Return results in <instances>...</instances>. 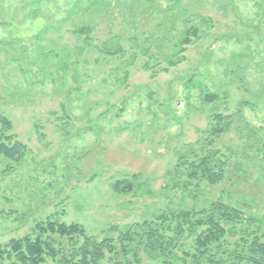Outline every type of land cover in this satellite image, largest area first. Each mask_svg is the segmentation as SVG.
<instances>
[{"label":"rangeland","instance_id":"obj_1","mask_svg":"<svg viewBox=\"0 0 264 264\" xmlns=\"http://www.w3.org/2000/svg\"><path fill=\"white\" fill-rule=\"evenodd\" d=\"M0 113L26 146L0 173V243L47 217L101 237L217 197L264 215V0H0ZM212 149L224 179L196 190L177 163Z\"/></svg>","mask_w":264,"mask_h":264},{"label":"trees","instance_id":"obj_2","mask_svg":"<svg viewBox=\"0 0 264 264\" xmlns=\"http://www.w3.org/2000/svg\"><path fill=\"white\" fill-rule=\"evenodd\" d=\"M191 34H196L195 28L186 31L182 42L189 43ZM216 97L208 93L204 99ZM11 129V120L0 113L1 174L12 171L26 150L24 143L8 134ZM222 130L211 134L217 137ZM222 157L212 149L193 160H179L178 171L196 190L201 182L215 186L226 172ZM111 188L116 193L149 194L146 185L127 179L114 181ZM13 214L0 210V218ZM142 256L152 264H264V215L255 214L247 202L217 197L200 207L196 202L170 214L155 212L153 219L123 229L109 227L101 237L88 233L80 223L47 217L35 221L29 233L0 243V264H140Z\"/></svg>","mask_w":264,"mask_h":264}]
</instances>
